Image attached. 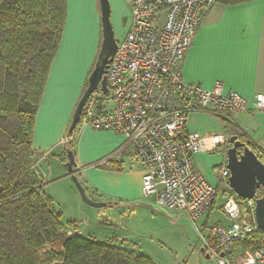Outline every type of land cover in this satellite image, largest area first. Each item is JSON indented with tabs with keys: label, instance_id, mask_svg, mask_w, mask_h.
<instances>
[{
	"label": "built area",
	"instance_id": "2783aa9c",
	"mask_svg": "<svg viewBox=\"0 0 264 264\" xmlns=\"http://www.w3.org/2000/svg\"><path fill=\"white\" fill-rule=\"evenodd\" d=\"M215 2L131 0L129 30L106 70L107 92L98 84L78 121L80 128L122 134L133 165L143 169V197L153 198L163 209L182 210L194 222L211 213L218 195L217 185L195 167L194 155L215 151L228 136L188 134L189 114L202 108L228 115L264 111V94L246 99L235 92L223 93L220 81L206 90L183 78L184 54ZM252 150L264 163V146ZM221 172L222 185L230 189L225 166ZM258 192L242 204L234 192L236 197L224 196L221 211L229 224L216 221L203 236L205 249L217 264H264V243L255 249L238 247L261 230L255 218Z\"/></svg>",
	"mask_w": 264,
	"mask_h": 264
},
{
	"label": "trees",
	"instance_id": "16d2710c",
	"mask_svg": "<svg viewBox=\"0 0 264 264\" xmlns=\"http://www.w3.org/2000/svg\"><path fill=\"white\" fill-rule=\"evenodd\" d=\"M245 1L216 0L224 5ZM66 8V0H0V264H156L124 246L71 233L76 223L63 222L43 191L36 166L40 155L33 145L35 118ZM79 128L78 122L66 134L70 142ZM64 151L59 159L65 164ZM102 167L121 170L122 163L109 159ZM221 187L224 196L236 197L222 183L217 193ZM261 238L262 230L239 245L255 249L263 245Z\"/></svg>",
	"mask_w": 264,
	"mask_h": 264
},
{
	"label": "rangeland",
	"instance_id": "374dc122",
	"mask_svg": "<svg viewBox=\"0 0 264 264\" xmlns=\"http://www.w3.org/2000/svg\"><path fill=\"white\" fill-rule=\"evenodd\" d=\"M109 3L114 38L118 44L130 27V6L128 0H109ZM66 6L62 37L36 113L34 145L50 141L49 137L57 134L69 117L71 120L75 99L93 69L101 43L98 0L97 6L93 0H66ZM222 133H226L225 130ZM230 134L232 132L226 136ZM61 137L57 138L55 145L46 149L51 151L43 156L39 154L36 166L44 183L43 191L54 208L61 211L63 222L73 220L82 236L140 252L156 264H217L215 257L208 255L203 236L208 233L207 227L216 221L229 224L221 211L225 199L223 187L218 190L211 213L195 222L182 210L163 209L155 204L153 198H144L142 193V199L131 204L114 202L115 205L95 208L82 201L72 178L65 176L66 167L59 156L64 154V150L71 149L74 140L70 142L66 138V142L59 143ZM103 164L88 167L105 170ZM214 169L216 174L219 169ZM217 183L221 185L222 182L218 179ZM86 195L91 197L87 191ZM116 236L123 240H115ZM259 240L264 243V238Z\"/></svg>",
	"mask_w": 264,
	"mask_h": 264
},
{
	"label": "crops",
	"instance_id": "0c3cea01",
	"mask_svg": "<svg viewBox=\"0 0 264 264\" xmlns=\"http://www.w3.org/2000/svg\"><path fill=\"white\" fill-rule=\"evenodd\" d=\"M93 1L97 6V0ZM181 71L185 81L200 84L206 90L220 81L223 93L235 92L246 99L264 94V0L229 5L216 2L205 12L184 54ZM85 86L86 80L73 109ZM69 124L70 117L57 134L49 137L50 141L33 143L38 154L43 156L51 151L49 149L56 144L57 138L67 134ZM223 130L226 133H222ZM186 132L202 137L232 132L251 149H258L264 146V111L228 115L211 108L198 109L189 114ZM125 142L120 133L83 127L79 128L72 144L78 179L91 194L90 198L104 202L105 206L114 202L131 204L142 199L143 169L140 165H133L131 149H124ZM222 147L224 150H216V153L207 151L194 155L195 167L213 185L218 184V172L226 164L227 147ZM109 159L120 161L122 169L88 167ZM217 167L219 170L215 174L214 168ZM79 231L76 227L71 233ZM115 240L123 238L116 236Z\"/></svg>",
	"mask_w": 264,
	"mask_h": 264
},
{
	"label": "water",
	"instance_id": "95a60500",
	"mask_svg": "<svg viewBox=\"0 0 264 264\" xmlns=\"http://www.w3.org/2000/svg\"><path fill=\"white\" fill-rule=\"evenodd\" d=\"M100 13L101 43L93 69L87 77V85L78 99L73 110L67 134H71L78 124L82 108L88 97L94 92L98 84L104 93L106 87V70L116 51L117 42L110 19L109 0H98ZM226 148V164L228 170V186L242 200L252 199L255 192L261 190L262 195L255 200V218L259 229L264 230V163L257 158L254 151L236 134L228 136ZM66 174L70 176L78 190L80 198L86 204L100 208L104 202L94 201L86 195V190L78 180L76 162L72 150H66Z\"/></svg>",
	"mask_w": 264,
	"mask_h": 264
},
{
	"label": "flooded vegetation",
	"instance_id": "af4514ba",
	"mask_svg": "<svg viewBox=\"0 0 264 264\" xmlns=\"http://www.w3.org/2000/svg\"><path fill=\"white\" fill-rule=\"evenodd\" d=\"M87 82V81H86ZM86 85H87V83H86ZM86 87V86H85ZM85 89V88H84ZM84 91V90H83ZM232 134H235V133H232ZM226 135V134H225ZM237 135V134H236ZM240 140H241V138H240ZM224 147H228V143H226V144H224L223 145Z\"/></svg>",
	"mask_w": 264,
	"mask_h": 264
}]
</instances>
